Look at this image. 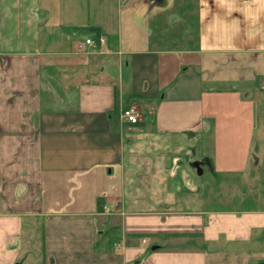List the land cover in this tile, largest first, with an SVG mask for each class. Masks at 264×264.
<instances>
[{
	"label": "crops",
	"instance_id": "obj_1",
	"mask_svg": "<svg viewBox=\"0 0 264 264\" xmlns=\"http://www.w3.org/2000/svg\"><path fill=\"white\" fill-rule=\"evenodd\" d=\"M91 1L0 0V264H264V0Z\"/></svg>",
	"mask_w": 264,
	"mask_h": 264
},
{
	"label": "rangeland",
	"instance_id": "obj_2",
	"mask_svg": "<svg viewBox=\"0 0 264 264\" xmlns=\"http://www.w3.org/2000/svg\"><path fill=\"white\" fill-rule=\"evenodd\" d=\"M68 1L71 2L72 4L75 3L76 9L79 7L80 12L82 13L80 15V21H83L82 24H84L86 22L87 18H90L91 16L94 15L93 11L95 10L94 9L95 5L92 4L91 0H89V2H88V0H68ZM83 33H85L84 29L78 28L77 35H80V37H77L76 39L80 38L79 40H81L83 38L82 37ZM199 151L200 150H198L197 148H193V145L190 142L186 141L184 143L182 149H180V151H179V156L181 157L180 164L183 165L184 162H186V164L191 162L193 159V155H198ZM193 152H194V154L192 155L191 153H193ZM203 170L205 172L203 177H205V176H207L208 173H207V170L205 168ZM203 177H199V179L202 180Z\"/></svg>",
	"mask_w": 264,
	"mask_h": 264
},
{
	"label": "built area",
	"instance_id": "obj_3",
	"mask_svg": "<svg viewBox=\"0 0 264 264\" xmlns=\"http://www.w3.org/2000/svg\"><path fill=\"white\" fill-rule=\"evenodd\" d=\"M104 42L101 36L95 37H85L81 42L77 43V47L80 48L81 45L95 47L96 45H102ZM120 117L127 123L133 125L139 120V112L133 107H126L121 109Z\"/></svg>",
	"mask_w": 264,
	"mask_h": 264
}]
</instances>
